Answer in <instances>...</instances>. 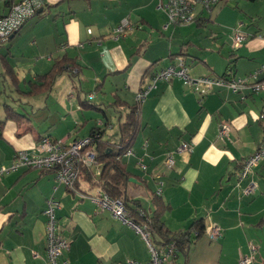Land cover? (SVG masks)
Returning <instances> with one entry per match:
<instances>
[{"label":"crops","instance_id":"1","mask_svg":"<svg viewBox=\"0 0 264 264\" xmlns=\"http://www.w3.org/2000/svg\"><path fill=\"white\" fill-rule=\"evenodd\" d=\"M43 1L36 17L0 44V82L9 87L0 93V166H10L19 151L32 152L45 137L70 143L98 129L104 141L118 142L120 130L117 140L110 133L137 105V94L178 58L185 60L193 78L247 77L264 64V39L256 36L264 35L263 21L257 22L246 4L244 29L251 37L234 49L232 29L219 35L226 36L224 44L196 42L203 28L216 25L212 13H201L192 25L166 29L158 0ZM10 8L0 1V18ZM126 18L132 29L116 39L115 31ZM242 22L237 19L232 26ZM3 58L18 79V89ZM52 70L60 72L50 89L31 93V83L40 86L37 78ZM90 94L94 99L89 100ZM5 104L22 114V121L8 119ZM263 112L264 93L234 94L223 88L200 101L180 79L159 82L139 106L142 127L132 147L134 155L123 158L134 176L128 195L148 214L153 212L152 195H159L170 206L163 220L173 232L196 219H203L207 228L221 229L217 241L208 234L196 240L188 264H228L230 256L240 252L236 241L264 230V163L248 179H239L242 162L263 142ZM222 124L232 127L227 141L218 137ZM182 145L191 150L175 154V165L169 168L168 155ZM249 185L256 190L245 196ZM56 186L54 170L36 168L0 180V264H48L44 212L50 198L60 204L58 227L71 241L62 257L66 264L150 260L148 243L132 225L62 185L55 191ZM79 190L91 194L95 187L83 180Z\"/></svg>","mask_w":264,"mask_h":264},{"label":"built area","instance_id":"2","mask_svg":"<svg viewBox=\"0 0 264 264\" xmlns=\"http://www.w3.org/2000/svg\"><path fill=\"white\" fill-rule=\"evenodd\" d=\"M8 2L10 0H0ZM229 1V0H228ZM220 0H158V10L162 11L166 18V29L169 26L185 27L192 25L205 10L211 11L218 5ZM44 7L43 0H17L13 1L7 15L0 18V41L7 42L16 35L23 26L36 17ZM245 24L239 23L233 27L232 46L238 49L246 44L251 35L244 29ZM132 29L129 19H124L115 31L114 37L119 39L125 36ZM91 33V31H89ZM264 39L263 34L256 35ZM180 79L184 85L195 92L202 101L206 96L218 89H227L231 93L238 94L249 90L252 93H264V64L247 77H218L201 76L193 78L190 76L188 68L183 58H178L177 62L155 73L150 82L147 83L137 94V105L140 106L148 95L157 87L161 81L170 82ZM94 99V95H89V100ZM264 121V112L261 115ZM232 127L230 124H222L219 127L218 137L223 141L230 139ZM99 135H90L75 139L68 143L65 140H54L50 137L42 138L31 151H19L16 153L14 161L10 166H0V180L7 174L15 173L21 169H41L54 170L56 172L57 186H64L69 191L77 193L81 198H89L100 211H108L112 216L125 224L132 225L137 233L148 243L150 260L140 262L127 260L117 264H169L174 255L175 248L171 244L166 248H160L152 243V231L148 223L136 224L131 220L127 208L121 199L110 197L100 186L98 177L101 170L97 164V144ZM188 145H182L176 151L168 155L166 164L169 168L175 165V154H182L190 151ZM134 155L132 149L128 150L124 157ZM264 163V139L255 154L246 158L242 162L239 172V179H248L257 166ZM143 170L146 166L140 164ZM90 172L94 176L91 183L95 187L93 193H83L79 190V184L87 180L86 173ZM89 183V182H88ZM256 190L255 185H249L244 189V195L249 196ZM161 189L158 193H160ZM60 204L50 198L47 201V208L44 212L47 229V261L48 264H66L62 260L63 255L71 249V241L65 238L59 230L56 212ZM207 234L212 241H217L221 236V229L218 226L207 228ZM258 248L249 246V253L242 256L239 264H253L256 260Z\"/></svg>","mask_w":264,"mask_h":264},{"label":"trees","instance_id":"3","mask_svg":"<svg viewBox=\"0 0 264 264\" xmlns=\"http://www.w3.org/2000/svg\"><path fill=\"white\" fill-rule=\"evenodd\" d=\"M13 1L14 0H10L6 3L8 5H12ZM246 1L255 2L257 0ZM223 2L225 5L229 4L228 0H220L219 4ZM218 5L214 6L209 12H212ZM1 43L4 42L0 41V44ZM3 60L5 61L4 65L7 68V75H9L13 85H15L18 89L19 82L13 69L9 66L6 58H3ZM59 72L60 71L57 72L52 70L45 76H39L37 79L41 85L37 86V84L31 83V93L48 91L52 85V81ZM222 77H229V75L225 74ZM49 80L50 82H48ZM3 109L5 110L8 119L22 121L24 118L22 114L8 104L3 105ZM141 127L142 124L139 116V106L135 105L130 108V112L127 114L124 122L120 124V140L118 142L104 141L102 138V132L98 129L93 131L92 135H99V138L96 140L97 164L101 173L97 179L101 188L110 197L121 199L124 202L131 220H133L136 224H142L144 222L149 224L152 231L153 244L160 248H166L171 244L174 245L175 252L170 262L183 259V262L179 264H188V252L190 247L196 242V240H199L202 236L207 235V226L204 220L196 219L191 222L187 228L173 232L167 228L163 220V217L170 209V206L166 204L159 195H152L153 212L148 214L146 210L142 208L140 201L132 199L127 193L128 186L134 176L127 170V167L123 162V158L125 153L132 149L137 136L141 131ZM86 178L89 183L94 181V176L90 172L86 173ZM154 236H157L159 240H154Z\"/></svg>","mask_w":264,"mask_h":264},{"label":"rangeland","instance_id":"4","mask_svg":"<svg viewBox=\"0 0 264 264\" xmlns=\"http://www.w3.org/2000/svg\"><path fill=\"white\" fill-rule=\"evenodd\" d=\"M244 4H246L245 6L249 8L257 22L262 20L264 25V0H257L255 2H249L246 0H229V4L225 5L224 2L220 3L213 9L212 12H209V10L204 11V13H206V17L210 16L212 13L211 17L215 19L216 25L211 24L207 29L203 28L202 31L204 32V35L202 37L197 36L195 38L196 42L211 46H214L216 42L224 44L227 39L226 36L222 39L219 35L222 33L225 35L228 34L233 28L232 24L235 20L242 19L244 24L248 22V18L245 16V9L243 7ZM217 24L220 25L218 26ZM7 89H9L8 85L5 86L2 82H0V93H3ZM6 100L8 101V98H4L2 101L4 102ZM17 108L21 109V107L18 106ZM110 136L113 137L112 139L117 140L119 137L118 125L114 131L110 133ZM110 136H108L107 139H109ZM235 243L236 246L240 247V252H238L237 257L230 256V262L228 264H238L240 258L248 253L250 245H254L258 248L256 260L253 264H264V230L252 231V233L245 237V239L236 241Z\"/></svg>","mask_w":264,"mask_h":264},{"label":"water","instance_id":"5","mask_svg":"<svg viewBox=\"0 0 264 264\" xmlns=\"http://www.w3.org/2000/svg\"><path fill=\"white\" fill-rule=\"evenodd\" d=\"M133 181H136V180H133Z\"/></svg>","mask_w":264,"mask_h":264}]
</instances>
